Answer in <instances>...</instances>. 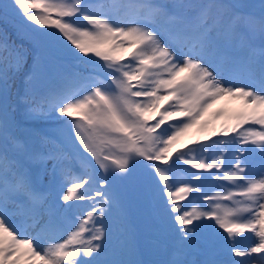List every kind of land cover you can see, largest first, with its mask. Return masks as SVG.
<instances>
[{"label": "snow or ice", "instance_id": "snow-or-ice-1", "mask_svg": "<svg viewBox=\"0 0 264 264\" xmlns=\"http://www.w3.org/2000/svg\"><path fill=\"white\" fill-rule=\"evenodd\" d=\"M3 7L40 39H54L74 59L92 65L94 74H76L71 86L31 101L34 114L51 108L68 118L82 149V171L66 174L69 186L61 198L83 201L86 208L67 228L58 229L59 235L52 234V222L41 211L47 194L26 168L0 150V264H94L83 258L102 249L109 204L105 185L114 174L127 173L137 158L150 162L145 167L174 234L177 256L195 235L193 221L206 220L229 255L241 258L230 264H251L254 258L264 262V174L253 178L257 174L246 170L242 165L248 161L241 159L249 149H236L252 145L264 158V50L257 88L251 60L224 48L241 26H258L264 33V14L259 21L232 15L223 0H185L171 9L157 0H10ZM161 18L166 19L158 22ZM7 49L0 43V62ZM222 98L238 100L240 107L228 112V122L216 130L205 117ZM225 112L218 109L213 115ZM193 128L202 136L173 154V145ZM5 130L0 124V134ZM225 151L238 152L234 165L231 159L225 163ZM40 159L58 158L49 153ZM14 215L23 219L17 223ZM245 240L250 243L241 250ZM170 264L185 262L177 258Z\"/></svg>", "mask_w": 264, "mask_h": 264}, {"label": "rangeland", "instance_id": "rangeland-1", "mask_svg": "<svg viewBox=\"0 0 264 264\" xmlns=\"http://www.w3.org/2000/svg\"><path fill=\"white\" fill-rule=\"evenodd\" d=\"M245 1H249V4ZM245 1H239L240 7L247 6L250 8V10L255 13L251 16L259 21L261 17L260 15L264 14V7H262L264 6V0ZM257 1L260 2L258 9L255 7L258 4L255 3ZM164 2L167 1L164 0ZM184 2L185 0H177L176 3L178 4ZM191 2L193 4H199L206 2V0H199L198 2L197 0H191ZM169 3H171V1ZM223 3H225V1H223ZM229 11L232 15L236 13V10L232 6ZM16 19L19 24L15 26L18 29L15 33L18 39L27 44V51H29L28 54L30 61L27 65V71L31 70L29 89L35 99L39 100L41 97L53 93L62 87L71 86L76 74H80L81 76L94 74L92 65H85L74 59L68 50L54 39H40L30 28L21 24L19 17ZM165 19L166 18H161L158 22L162 23ZM31 23L32 22H28V24ZM28 30H31L32 34H29L30 32H28ZM242 30L243 26L237 30L234 38H232L230 42L229 40L224 41L223 37H221V40L224 41V48L229 55L245 61L242 55L245 56L247 53L246 38H244L242 43L243 48L237 44V41L240 40L242 35ZM48 31L55 32L56 30L48 29ZM254 32H257L261 45H263L264 48V33H261L258 26ZM245 36L247 35L245 34L244 37ZM228 45L231 47L233 53L228 52ZM248 45L250 48V40ZM15 47L24 51V45L16 44ZM37 57L39 58L38 67L34 65V60H36ZM251 63L253 82L255 83V86L259 88L260 59L255 60L252 58ZM20 81H22V78H20ZM14 96L18 105L20 96L19 93L17 94V90L14 93ZM220 104H223L222 108ZM239 107L240 101L226 100L222 98L213 104L212 108L208 110L205 118L211 121L216 130H219L222 121L225 119L228 121V112L238 109ZM218 109H225V114L220 117H215L213 113ZM24 112L26 115L22 118L18 117L16 122H14L15 120L13 119V116H11V113L8 111L6 112L3 106L0 105V117L2 124L5 125L4 127L6 130L13 129L11 133L12 137L7 138L0 135V150L6 152L7 154L9 153L10 157L16 159L29 171V173L34 177L39 189L43 192H48V199L46 203H50L52 202V198L54 196L52 185L56 183V180L63 182L66 193V188L69 186L66 183V174L68 172L73 174L75 165H79V167H81V157L79 153L82 152V149L79 147V142L75 140L74 131L65 122L68 119L67 117H60L59 114L51 108L46 109L48 114H44L40 117L38 114L30 112L28 109L24 110ZM173 123H175V121H173ZM162 127H164V125H162ZM38 129L40 131H37ZM159 131L160 129H157V132ZM199 133L200 132H198L195 128L189 130L173 145V154L178 149L184 150L186 145H191L193 140L201 137L202 135L200 136ZM50 135L53 137L52 139ZM218 138L221 137H212L213 140ZM39 140L41 141V144H39ZM237 146V149L240 151H242L244 147H247L249 151L245 154L252 153V155L247 158V165L242 166L247 169L251 168L254 173L257 174L254 178H259L260 174H264V158L260 156L259 150H252L254 149V146L252 145H236V147ZM49 153L54 154L58 159H40L41 154L47 155ZM227 154H229V152L225 151V156ZM245 154L244 157H241V159L248 156ZM233 157L232 160L234 161V165L235 160ZM149 163V161L143 160L142 158L130 161L129 171L127 173L114 174V178L110 181V186L105 185L104 191L109 200V204L105 206V237L101 243L102 248H106V251L98 257L95 264H170L171 261L177 258L184 261L185 264H219L220 258L228 260L227 257H219V259H212L210 257L211 252L206 250V243L209 241V245H215V243L218 244L219 242H223L216 237L209 228H207V236L202 235L196 237L195 243L190 241L179 256H177L175 241L171 239L172 232L170 231L166 219L161 215L156 199L154 198L153 184L150 176L148 175V171L150 170L145 167ZM180 163L185 168L190 167L189 165L183 164L182 161ZM54 164H58L59 168L56 174L53 170ZM41 177L43 178L41 179ZM91 187L94 194L96 185L93 184ZM217 191H220V189H217ZM214 192L215 191L209 193L213 194ZM96 199L99 200L100 197H96ZM17 203H19V201ZM69 203L70 201H64V207H67ZM83 203L84 202L80 201L78 203V207L67 218L68 225L73 220H76L77 217L82 215L84 209L86 208L82 207ZM10 209L15 211V208L11 205ZM43 214L45 220V211H43ZM66 217L67 215L60 213L55 215L51 221L52 229L54 227L53 224L58 225L60 220ZM71 230V228L68 229V231ZM28 231L29 235L35 234V229L29 228ZM220 232H223V230H220ZM244 235L247 236L246 234ZM208 237L211 239L208 240ZM248 243L250 242L247 240L241 241V250H244L245 245ZM44 246L47 247V244ZM225 250L228 251L226 246ZM193 251L198 253L196 258H192L194 255V253H192ZM253 256L255 257L256 254H253ZM83 259L88 260L87 257H84ZM216 259L218 261L214 262ZM231 259L241 258L231 257ZM251 264H264V262H262L259 258H254L252 259Z\"/></svg>", "mask_w": 264, "mask_h": 264}, {"label": "trees", "instance_id": "trees-1", "mask_svg": "<svg viewBox=\"0 0 264 264\" xmlns=\"http://www.w3.org/2000/svg\"><path fill=\"white\" fill-rule=\"evenodd\" d=\"M10 3V0H0V43L8 45V49L4 52V60L0 62V70H2L5 80L0 81V105L4 110L11 113L13 119L16 122L18 117H24V110L31 111L33 105L31 101L33 94L29 89V77H31V70L27 71V65L30 61L29 51H27V44L24 41L18 39L15 26L19 24L17 21V15H15L11 9H5L3 6ZM25 32V31H24ZM29 34H32L31 30H28ZM24 45V51H21L15 45ZM8 51L13 53L12 56H8ZM17 56L19 58V67H17ZM31 64V63H29ZM22 78L23 83L20 86V103L17 105L15 101L14 93L18 85L19 79ZM48 114V112H46ZM42 116V115H40ZM0 124L1 117H0ZM4 125V124H3ZM5 126V125H4ZM37 129V128H36ZM13 129L5 130V137H12ZM16 131V130H15ZM37 131H40L39 129ZM1 135V134H0Z\"/></svg>", "mask_w": 264, "mask_h": 264}]
</instances>
